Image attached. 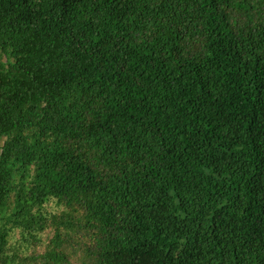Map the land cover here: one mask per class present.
Listing matches in <instances>:
<instances>
[{"label":"trees","instance_id":"16d2710c","mask_svg":"<svg viewBox=\"0 0 264 264\" xmlns=\"http://www.w3.org/2000/svg\"><path fill=\"white\" fill-rule=\"evenodd\" d=\"M0 264H264V0H0Z\"/></svg>","mask_w":264,"mask_h":264}]
</instances>
